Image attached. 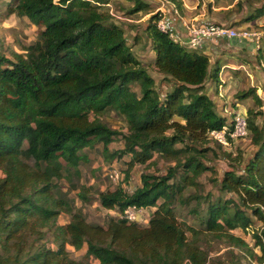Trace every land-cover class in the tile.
Returning a JSON list of instances; mask_svg holds the SVG:
<instances>
[{
    "label": "trees",
    "instance_id": "1",
    "mask_svg": "<svg viewBox=\"0 0 264 264\" xmlns=\"http://www.w3.org/2000/svg\"><path fill=\"white\" fill-rule=\"evenodd\" d=\"M170 1L183 11L181 0ZM257 1L262 4L247 21L264 15V0ZM148 5L134 0L132 12ZM110 7L108 0H9L8 13L29 18L40 32L25 52L10 57L0 51V264H92L72 257L68 244L86 246V257L99 264H208L201 245L208 234L264 264V227L254 236L260 255L235 234L252 225V216L264 221V122H255L264 112L247 114L251 152L223 150L210 132L232 130L236 110L230 119L222 115L206 87L208 80L219 83L220 67L162 30L161 12L152 11L143 32L164 88L134 53ZM109 109L128 127L123 148L115 151L109 145L120 132L101 120ZM96 143L110 158L129 155L126 180L137 164L163 160L166 172L143 174L132 192L123 186L96 190L80 182L81 162L89 160L84 149ZM212 157L227 160L228 167L219 171ZM208 170L218 171L209 179L229 197L203 195L201 176ZM62 179L69 190L58 185ZM71 191L83 202L95 194L107 210L136 206L152 213L146 225L117 215L106 225L94 223L76 209ZM192 199L200 227L176 213L177 203ZM63 212L70 219L60 224Z\"/></svg>",
    "mask_w": 264,
    "mask_h": 264
},
{
    "label": "rangeland",
    "instance_id": "2",
    "mask_svg": "<svg viewBox=\"0 0 264 264\" xmlns=\"http://www.w3.org/2000/svg\"><path fill=\"white\" fill-rule=\"evenodd\" d=\"M110 2V10H113L114 18L116 22L123 26L126 32V38L128 43L132 45L134 53L144 62L150 74H152L157 81L161 83V77L153 65L154 53L152 46L143 32L144 22L148 20L149 15L152 11L156 12L161 0H146L149 5L138 12H132L134 7V0H108ZM257 2V0H250ZM9 6V0H0V51L6 55L12 57V51L25 52L24 48L32 44L39 36L40 28L35 25L31 20L25 16H18L16 14H9L7 9ZM109 7H103L108 9ZM146 16V17H145ZM251 28L258 29L264 33V23H256ZM138 34L135 36V34ZM133 89L139 93V87L133 85ZM255 103V102H254ZM256 104V103H255ZM230 119V114L226 115ZM101 120L109 125L111 128L118 130L120 134L114 137V140L110 143L109 148L111 151H115L123 148L124 138L123 135L128 132L126 121L122 115L113 109H109L102 116ZM255 122L262 124L264 122V113L259 114ZM214 147H218L216 141L210 142ZM223 150L232 152L234 155L240 151L249 153L253 146L251 143V134L244 138L234 139L226 144H222ZM84 151L87 153L89 160L87 162H81V179L80 182L83 184L95 186L96 190L115 188L117 186H123L128 192H132L137 186L141 184V178L143 174H158L165 173L168 163L163 160H159L157 164H137L131 169V175L129 179H124L126 172L125 160L129 158L126 154L123 157L114 156L110 158L103 152V145L96 143L92 147H86ZM213 162L219 171H223L228 167V161L223 158L212 157ZM113 169L120 171L119 178H114L110 174ZM218 171H206L202 176V192L203 195L211 192L213 196L219 194L229 197V193H220L215 183L210 181ZM1 175V173H0ZM58 185L64 190H69V183L65 180H59ZM192 191L186 190L188 195ZM89 201L83 202L76 197V192H69V198L74 200L75 207L77 210H81L87 219L94 223L106 225L107 221L111 216H115V213L109 212L106 208L102 207L96 198L95 194H91ZM197 204V200L192 199L187 204L177 203L176 213L178 218L190 225L200 227V213L197 215L193 212V208ZM205 208V204L202 206ZM202 210V209H201ZM204 210V209H203ZM202 210V211H203ZM152 213L151 208H146L145 216L148 220ZM201 214H203L201 212ZM70 215L62 213L59 217V223L65 224L69 221ZM253 223L247 229L238 228L235 230V234L244 238L249 246L255 249L257 254H261L259 247L255 246V233L260 231L264 227V221L256 219L252 216ZM148 222L141 224L146 225ZM50 245L55 247V243L50 242ZM202 247L209 252L208 264H261L257 258L251 257L245 249L234 247L229 245L225 239H220L208 234L201 240ZM67 250L70 255L76 259H80L92 264H99V261L93 257L87 258L86 252L87 247L83 246L80 249H76L74 246L68 244Z\"/></svg>",
    "mask_w": 264,
    "mask_h": 264
},
{
    "label": "crops",
    "instance_id": "3",
    "mask_svg": "<svg viewBox=\"0 0 264 264\" xmlns=\"http://www.w3.org/2000/svg\"><path fill=\"white\" fill-rule=\"evenodd\" d=\"M181 1L183 2L182 12L178 11L170 0H161L158 10L161 12L162 19L175 40L182 44L187 39L186 25L190 22L220 23L236 28L251 27L256 23H264V15L255 18L253 21L246 20L255 8L261 6L262 1ZM238 2H241L240 6H238ZM147 15H150V13ZM143 21L144 24L146 20ZM198 50L210 58L212 67L214 65L220 67L219 83L208 80L206 87L208 95L214 100L218 111L222 115L231 114L234 110L246 114L250 109L264 112V58L260 57V52H264V37L260 47H257L253 41L248 39L210 37L204 41ZM153 53L155 60V52L153 51ZM159 76L162 77L161 74ZM159 85L165 88L166 84L161 82ZM249 88H254L255 93L243 98L236 97L238 92ZM256 98L260 99L261 104L256 102ZM108 211L112 213L115 210Z\"/></svg>",
    "mask_w": 264,
    "mask_h": 264
},
{
    "label": "built area",
    "instance_id": "4",
    "mask_svg": "<svg viewBox=\"0 0 264 264\" xmlns=\"http://www.w3.org/2000/svg\"><path fill=\"white\" fill-rule=\"evenodd\" d=\"M113 13V10H111ZM159 27L167 31L169 30L161 18L158 22ZM187 39L183 41V44L191 49H198L202 46L204 41L210 37H222V38H238L248 39L253 41L257 47H260L264 33L258 29L245 27L236 28L227 24L220 23H196L190 22L186 25ZM171 37L174 36L172 33ZM233 128L228 130L227 126H224L221 130H213L210 132V137L214 138L224 144L228 143V137L233 139L244 138L249 134L248 118L247 114L241 111H236L233 116ZM114 178H119L120 171L113 169L111 174ZM146 208H139L136 206H128L123 211H113L115 215L120 218H124L130 222L144 223L148 222L145 216ZM150 217V216H149Z\"/></svg>",
    "mask_w": 264,
    "mask_h": 264
}]
</instances>
